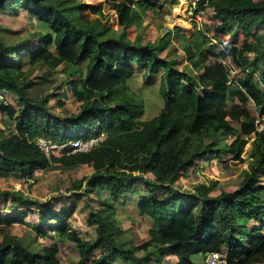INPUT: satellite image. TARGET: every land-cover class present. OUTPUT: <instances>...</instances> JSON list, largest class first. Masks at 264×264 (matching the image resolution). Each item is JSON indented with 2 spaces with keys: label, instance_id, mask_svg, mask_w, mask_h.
Segmentation results:
<instances>
[{
  "label": "trees",
  "instance_id": "obj_1",
  "mask_svg": "<svg viewBox=\"0 0 264 264\" xmlns=\"http://www.w3.org/2000/svg\"><path fill=\"white\" fill-rule=\"evenodd\" d=\"M153 3L108 0L117 14L115 30L103 5L0 0V14L26 12L44 30L31 35L26 45L34 49L25 61L22 48L0 27V179H32L55 165L66 171L89 166L93 173L71 189L74 201L90 207L87 225L95 229L86 239L72 226L77 205L58 209L19 191H0V264H63L61 246L67 243L74 245L78 264H165L169 258L206 264L217 253L227 264H264V133L256 127L264 117V0H197L194 15L211 10L217 25L213 37L209 28L193 39L176 30L186 70L177 59L161 57L179 52L174 33L144 42ZM132 28L142 29L135 40ZM60 69L65 80L59 88L67 86L79 103L68 116L52 111L53 94L30 93V72L53 76ZM140 73L147 81L160 77L164 106L148 121L143 99L129 85ZM246 125L253 129L251 139ZM101 135L105 140L85 153L49 157L36 144L39 138L69 145ZM209 157L248 164L238 190L212 196L210 182L181 192L177 183ZM139 183L145 191L135 188ZM130 194L140 196L138 214L153 222L143 243L118 219L121 200ZM30 217L36 238L9 233ZM39 238L52 241L41 244Z\"/></svg>",
  "mask_w": 264,
  "mask_h": 264
},
{
  "label": "rangeland",
  "instance_id": "obj_2",
  "mask_svg": "<svg viewBox=\"0 0 264 264\" xmlns=\"http://www.w3.org/2000/svg\"><path fill=\"white\" fill-rule=\"evenodd\" d=\"M91 6L104 7V14L111 19V27L115 30H120L118 25L117 14L109 10L108 0H82ZM173 0H153L155 12L150 11L145 19V43H157L159 40L167 36L170 32L173 46L179 50H169L161 55L163 59H177L180 69L188 68L183 51L180 50L181 43L178 35H175L176 30L180 31V35L187 39H193L198 35L199 30L206 32L210 29L209 36H214V28L217 23L212 19V11L207 10L197 16L194 15V8L197 0H179L177 5H172ZM36 20H31L26 12L17 13H1L0 27L6 30L3 34L7 36L10 42L16 41L22 49V58L28 61V58L33 51V46L26 45L31 39V35L42 32L43 27ZM142 29L132 28L129 31V37L135 40ZM228 39H223L227 42ZM38 40H33L32 44H37ZM217 41H214L213 44ZM31 46V47H30ZM189 70V69H188ZM233 77H236L233 75ZM31 88L30 93L34 97H44L53 94L51 101V109L55 114L68 116L78 111L79 103L72 96L71 92L64 86L59 88L64 83L65 77L61 74V69L53 76H46L45 71L30 72ZM131 89L144 101L145 116L144 121L151 120L157 117L164 106L160 94V77L153 80H144L142 74L131 80L129 83ZM5 99L9 103H15L16 99L12 95H6ZM252 113L256 115L255 109L250 105ZM3 117L0 115V127L2 128ZM248 137L251 139L254 136L253 129L246 125ZM247 138V137H246ZM247 154L251 151V146L247 147ZM61 155V154H60ZM57 155V156H60ZM248 168V164L237 162H218L217 158L209 157L203 161L196 171H189L186 177H183L177 186L181 192L192 191L194 186L202 183L215 184V189L211 193L212 196H219L223 192H234L238 190L243 181V172ZM93 170L89 166H82L73 171H66L61 166L55 165L49 171L37 172L34 178L23 180L18 178L0 179V191H19L29 196L33 200L40 202H51L56 208L61 209L66 206L77 205L78 210L74 218L71 220L72 226L78 230L83 238L90 239L95 236V229L87 225L90 207L86 206V202L74 201L72 184L78 180L90 176ZM152 175L147 176V179L152 180ZM210 183V184H211ZM138 190L145 191L142 183L135 186ZM139 195H126L121 200L119 207L118 219L125 230H129L132 236L138 243H143L148 240V232L153 226V222L146 217H142L136 211V203ZM92 198H94L92 196ZM70 200V201H68ZM91 204V203H90ZM94 205V204H93ZM3 214L9 213L8 207L1 206ZM11 212V211H10ZM31 218V217H30ZM28 219L27 225H15L9 228V233L14 236H25L26 238H36L34 231V218ZM2 227L0 226V233ZM2 237H0V240ZM41 244L51 243V239L39 238ZM61 260L63 264H78L79 256L74 249V245L67 243L61 246ZM120 264V263H119ZM165 264H176L174 258H169Z\"/></svg>",
  "mask_w": 264,
  "mask_h": 264
},
{
  "label": "built area",
  "instance_id": "obj_3",
  "mask_svg": "<svg viewBox=\"0 0 264 264\" xmlns=\"http://www.w3.org/2000/svg\"><path fill=\"white\" fill-rule=\"evenodd\" d=\"M257 132L264 133V117H258L256 122ZM105 140V135L93 136L86 140L75 141L71 144H62L59 145L51 140L46 138H39L36 140L37 146L46 153L47 156L51 157L52 155H60L64 153H73L78 152H89L96 148L100 143ZM206 264H227L226 257L224 254H212L207 258Z\"/></svg>",
  "mask_w": 264,
  "mask_h": 264
}]
</instances>
